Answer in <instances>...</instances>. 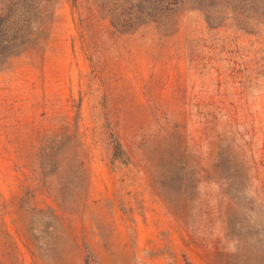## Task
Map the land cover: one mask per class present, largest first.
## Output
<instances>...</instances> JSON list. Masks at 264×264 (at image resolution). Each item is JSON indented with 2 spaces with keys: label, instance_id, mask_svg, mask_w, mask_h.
<instances>
[{
  "label": "rangeland",
  "instance_id": "374dc122",
  "mask_svg": "<svg viewBox=\"0 0 264 264\" xmlns=\"http://www.w3.org/2000/svg\"><path fill=\"white\" fill-rule=\"evenodd\" d=\"M97 9L57 0L0 70V264H264V25Z\"/></svg>",
  "mask_w": 264,
  "mask_h": 264
},
{
  "label": "trees",
  "instance_id": "16d2710c",
  "mask_svg": "<svg viewBox=\"0 0 264 264\" xmlns=\"http://www.w3.org/2000/svg\"><path fill=\"white\" fill-rule=\"evenodd\" d=\"M97 12L120 34L133 33L142 25L152 24L164 36L176 33L180 14L185 9L203 13L209 28L230 21L242 31L264 25V0H95ZM57 0H0V70L33 44L40 27L53 19ZM79 106H77L78 109ZM78 110L74 115L77 129ZM113 159L126 157L117 136H112Z\"/></svg>",
  "mask_w": 264,
  "mask_h": 264
}]
</instances>
